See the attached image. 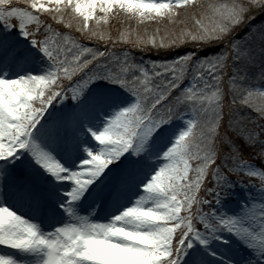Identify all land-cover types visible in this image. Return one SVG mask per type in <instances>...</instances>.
<instances>
[{"label": "snow or ice", "instance_id": "6c2138e0", "mask_svg": "<svg viewBox=\"0 0 264 264\" xmlns=\"http://www.w3.org/2000/svg\"><path fill=\"white\" fill-rule=\"evenodd\" d=\"M237 102L264 119V0H0V264H264Z\"/></svg>", "mask_w": 264, "mask_h": 264}, {"label": "trees", "instance_id": "16d2710c", "mask_svg": "<svg viewBox=\"0 0 264 264\" xmlns=\"http://www.w3.org/2000/svg\"><path fill=\"white\" fill-rule=\"evenodd\" d=\"M21 6H23V5H21ZM254 23H256V24H259V23H260L259 14H258V18H257V20H256ZM126 26H127V25H126L124 22H122V21L115 20V19L110 20V31H111V34H112L113 36L118 35L119 30H122V29H123L124 27H126ZM167 26L169 27V25H167ZM132 27H135V23H134V22L132 23ZM143 27H144V26H141L142 30H143ZM155 27H157V25H155L154 23L148 25V29H149V31L153 30ZM160 27L163 28V27H165V25H160ZM189 27H191V22H189ZM60 30H61V31H67L66 29H60ZM240 32H241V33H240ZM72 35H74V36H79L78 33H72ZM235 35H236V37H237L238 39L243 40L244 36L247 35V32H246L244 29H241V30H240L239 32H237ZM81 42L84 43V44H86V45H88V46L99 47L101 50H102L103 47H104V45H103L102 43L99 44V45H97V44H95V43H92V42H90V41H86V40H82ZM214 48H215V47L207 49V50L205 51V53H208V54L213 53L215 50L212 51V49H214ZM186 49H188V48H186ZM121 50H122V49L117 48V51H121ZM183 51H185V50H183V49L180 50V52H183ZM185 52H186V51H185ZM136 53H138V51L133 50V54L135 55ZM143 55H147V56H145V59H146V60L149 59V58H155V57H156V59H158V57H159L160 59H163V58H164V57H161L159 54H157V53H155V52H151V53H141V56H143ZM228 98H229V100H228ZM231 99H232V97L229 95V96L227 97V101H228L229 103H231ZM238 107H241L240 109L248 108L247 106H245V105H241L239 102H237V104L233 106V115H234V117H235L236 113L239 112ZM226 113H227V110H226ZM225 124H227V119L225 120Z\"/></svg>", "mask_w": 264, "mask_h": 264}, {"label": "rangeland", "instance_id": "374dc122", "mask_svg": "<svg viewBox=\"0 0 264 264\" xmlns=\"http://www.w3.org/2000/svg\"><path fill=\"white\" fill-rule=\"evenodd\" d=\"M169 27H171V25H169ZM141 31H143L142 30V28H141ZM178 124L182 127L183 126V121H181V122H178ZM237 191L238 192H243L244 190H242V189H237ZM239 197H236V196H233V199H238Z\"/></svg>", "mask_w": 264, "mask_h": 264}]
</instances>
